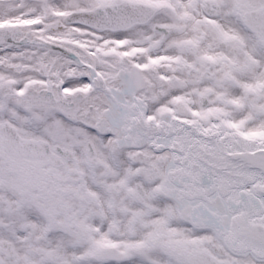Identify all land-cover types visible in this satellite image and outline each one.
Masks as SVG:
<instances>
[{
  "label": "flooded vegetation",
  "instance_id": "obj_1",
  "mask_svg": "<svg viewBox=\"0 0 264 264\" xmlns=\"http://www.w3.org/2000/svg\"><path fill=\"white\" fill-rule=\"evenodd\" d=\"M146 1L159 10L126 30L52 14L56 32L17 25L0 38V264H195L198 255L255 264L230 256L213 228L197 225L180 199L167 196L165 154L134 163L146 151L135 154L102 134L107 101L96 72L148 101L154 87L160 95L161 76L131 64L145 63L155 48L145 26L160 14V63L175 64V81L189 79L212 113L264 128V39L246 23L264 26V12L254 14L264 0ZM7 23L18 24L0 22ZM72 32H80L74 43Z\"/></svg>",
  "mask_w": 264,
  "mask_h": 264
},
{
  "label": "water",
  "instance_id": "obj_2",
  "mask_svg": "<svg viewBox=\"0 0 264 264\" xmlns=\"http://www.w3.org/2000/svg\"><path fill=\"white\" fill-rule=\"evenodd\" d=\"M112 7L113 9H111ZM147 7L148 4L137 3L136 8H139V10H145ZM96 11L103 14V18L100 15H95L98 18L97 26L99 27L122 28L146 20L140 19L141 17H138L140 11L136 12V15H134L133 12L130 11L129 2H123L122 4L118 5L101 6ZM110 12L112 13V18L106 16ZM252 25L257 28V24L253 21ZM11 28L12 27H3L2 29L9 30ZM107 79V83L111 87H115L121 91H128L125 85L119 83L118 78L109 77ZM101 95L105 97L103 93H101ZM119 95H121V98L123 97L121 92L119 93ZM126 96L124 99H126ZM107 104L109 103L107 102ZM112 112L113 115L117 114L115 110ZM108 126L109 124H106V127ZM144 128L145 134L151 136L156 133L162 135L165 134L167 137L173 134H180L183 143L190 141V138L188 136L186 137V135L183 134L184 128H187L189 130V134L195 136L196 139L193 142V147L197 149V143L200 142L202 144V147L199 148L198 159L202 163L209 165V182H213L211 183V186H214L215 183L217 184V182H220L218 183L220 188L218 191L222 193L225 192V189L227 192L228 189L232 191L234 188H241L244 186V183L251 182L258 178L256 184L253 186L254 192H252L251 194L248 193L247 195L242 191L240 193V199L244 202L243 205L246 206V204H250L248 202V199L250 197V200L252 202L254 201V199L252 198L253 193L258 196H264V144L257 142L254 139H247L239 135H230L226 133L220 136L219 132L211 129L200 131L195 127L194 124L181 119H175L171 123L160 124L147 122L144 124ZM169 148L171 150H175L176 152H180L182 150L181 146L176 143L171 144ZM207 160L210 161V164H208ZM175 162L181 165L186 163L185 160L178 157L175 158ZM220 174L223 175V177L219 178ZM205 186L206 188H203L205 191L202 192V188L199 189V197L206 198V195L211 193L214 189V187L208 188V185ZM192 197L193 196H188V198ZM232 205L233 206L232 208H230V210L237 211L238 207L241 204L240 202H238ZM263 205L264 204H261V206ZM199 214H207L206 208L199 205ZM213 215L217 222V214L214 213ZM249 233L252 235L254 231L250 230ZM256 234L257 240L263 242L264 244V226L257 227ZM215 264L218 263L215 262Z\"/></svg>",
  "mask_w": 264,
  "mask_h": 264
},
{
  "label": "rangeland",
  "instance_id": "obj_3",
  "mask_svg": "<svg viewBox=\"0 0 264 264\" xmlns=\"http://www.w3.org/2000/svg\"><path fill=\"white\" fill-rule=\"evenodd\" d=\"M121 0H93L87 4H82L80 0H0V21H15L18 20L22 23L29 24L28 26L35 31L44 32V31H54L56 32L57 26H55L56 20H45L42 19L43 14L49 13V8H52L51 11L57 12L62 11L63 13H66L70 10L74 9H85V7L89 6L90 8L93 7L95 4H109L113 2H117ZM63 21H61L62 23ZM155 24L154 28H152V25ZM160 14H156V17L152 19L149 24H146L145 26V33L149 34L150 36V42L153 47L155 48L151 50L150 55H157L159 53L166 52L160 47L159 42L157 41L158 33L155 32L157 30H160ZM162 25V24H161ZM71 28H74V26H70ZM65 28L61 29L64 30ZM72 32L71 36V42L74 43L77 39H80L79 33L73 34ZM135 44H138L136 42ZM175 65V64H174ZM174 65L167 64L169 66V70L171 73H167L169 75L168 79H172V82L157 87L161 91V95L158 97L155 94V87L153 90L147 95L149 97L150 102V112H154L158 110L159 108H168L169 106H173L174 110L177 113L180 112H187L188 110V103L189 99L192 97L191 93L193 94V90L191 87L193 86L189 79L186 81V83H179L174 79L173 75V68ZM167 70V69H166ZM164 71V66L162 67V70ZM177 78V76H176ZM168 82V81H167ZM153 87V86H152ZM143 94V93H142ZM262 93H260L261 95ZM249 100V99H248ZM250 101V100H249ZM263 103L262 99L260 98V101L257 103V105ZM258 113L256 110L252 111V114ZM251 115H249L250 117ZM230 117V116H229ZM250 121V123H249ZM240 128L247 130L246 133L251 132V130H254L258 128V130L262 129L261 122H253V118H249V120H242ZM239 128V129H240ZM245 132V131H244ZM260 135H264V128L263 131L257 132ZM129 151H132V149H126ZM162 181V179H161ZM160 181V182H161ZM229 254V253H228ZM230 256H233L230 254ZM246 260L250 261L249 257H246ZM243 260V258L238 257V261H246Z\"/></svg>",
  "mask_w": 264,
  "mask_h": 264
}]
</instances>
